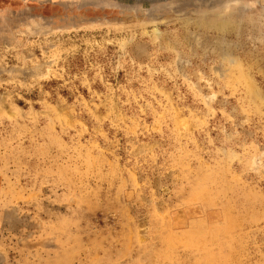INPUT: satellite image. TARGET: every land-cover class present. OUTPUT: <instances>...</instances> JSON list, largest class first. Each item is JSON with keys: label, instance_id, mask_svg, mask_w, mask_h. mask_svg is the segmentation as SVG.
I'll return each mask as SVG.
<instances>
[{"label": "rangeland", "instance_id": "1", "mask_svg": "<svg viewBox=\"0 0 264 264\" xmlns=\"http://www.w3.org/2000/svg\"><path fill=\"white\" fill-rule=\"evenodd\" d=\"M202 2L0 0V264H264V0Z\"/></svg>", "mask_w": 264, "mask_h": 264}, {"label": "bare ground", "instance_id": "2", "mask_svg": "<svg viewBox=\"0 0 264 264\" xmlns=\"http://www.w3.org/2000/svg\"><path fill=\"white\" fill-rule=\"evenodd\" d=\"M189 1V0H188ZM194 2V1H193ZM201 2H202V0H201ZM197 3V2H196ZM203 3V2H202ZM185 5V4H184ZM222 6V5H221ZM193 7V6H192ZM151 9V8H150Z\"/></svg>", "mask_w": 264, "mask_h": 264}]
</instances>
